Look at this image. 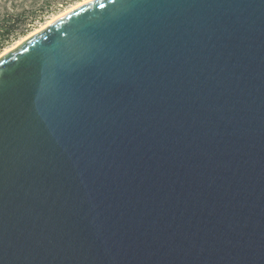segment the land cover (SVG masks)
Listing matches in <instances>:
<instances>
[{"label":"water","instance_id":"1","mask_svg":"<svg viewBox=\"0 0 264 264\" xmlns=\"http://www.w3.org/2000/svg\"><path fill=\"white\" fill-rule=\"evenodd\" d=\"M0 264H264V0H90L3 53Z\"/></svg>","mask_w":264,"mask_h":264},{"label":"trees","instance_id":"2","mask_svg":"<svg viewBox=\"0 0 264 264\" xmlns=\"http://www.w3.org/2000/svg\"><path fill=\"white\" fill-rule=\"evenodd\" d=\"M78 0H0V52L62 7Z\"/></svg>","mask_w":264,"mask_h":264},{"label":"rangeland","instance_id":"3","mask_svg":"<svg viewBox=\"0 0 264 264\" xmlns=\"http://www.w3.org/2000/svg\"><path fill=\"white\" fill-rule=\"evenodd\" d=\"M80 1H83V0H78V1H76V2H74V3H72V4H70V5L67 6V7H62V9H60L57 13H53V14L49 15L45 21H43V22H41V23L38 22V23L36 24V26H35V27H34L29 33H31L32 31L34 32L35 30L41 29V28H42V25H47V23L53 18V16L58 15V14L62 13L63 11H65V10L71 8L72 5L77 4V3L80 2ZM36 32H37V31H36ZM29 33H28V34H29ZM28 34H26V35L20 37L18 40L14 41L13 43H11V44H9L7 47H5L4 50L0 52V56H1L3 53H5L6 51L11 50V49L15 48L17 45H19V43L21 42V40H22L25 36H27Z\"/></svg>","mask_w":264,"mask_h":264},{"label":"bare ground","instance_id":"4","mask_svg":"<svg viewBox=\"0 0 264 264\" xmlns=\"http://www.w3.org/2000/svg\"><path fill=\"white\" fill-rule=\"evenodd\" d=\"M87 1H90V0H83V1H80V2H78L77 4L72 5L71 8H69V9L63 11L62 13H60V14H58V15L53 16V18L47 23V25H48L49 23H51L52 21L56 20L57 18H59L61 15H64V14L68 13L69 11H71V10L77 8L78 6L82 5L84 2H87ZM47 25H42V28H41V29L45 28ZM41 29L35 30L34 32L32 31V32L29 33L27 36H25V37L21 40L20 43H22L25 39H27L28 37H30L31 35H33L34 33H36V31H40ZM20 43H19V44H20Z\"/></svg>","mask_w":264,"mask_h":264}]
</instances>
